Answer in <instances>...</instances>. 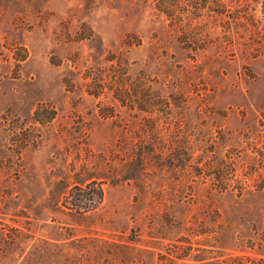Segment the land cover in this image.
<instances>
[{
    "label": "rangeland",
    "instance_id": "1",
    "mask_svg": "<svg viewBox=\"0 0 264 264\" xmlns=\"http://www.w3.org/2000/svg\"><path fill=\"white\" fill-rule=\"evenodd\" d=\"M0 264H264V0H0Z\"/></svg>",
    "mask_w": 264,
    "mask_h": 264
},
{
    "label": "trees",
    "instance_id": "2",
    "mask_svg": "<svg viewBox=\"0 0 264 264\" xmlns=\"http://www.w3.org/2000/svg\"><path fill=\"white\" fill-rule=\"evenodd\" d=\"M144 108H142V110H143Z\"/></svg>",
    "mask_w": 264,
    "mask_h": 264
}]
</instances>
